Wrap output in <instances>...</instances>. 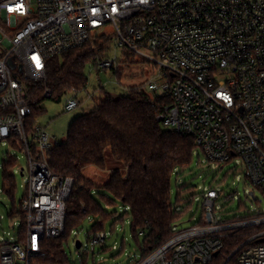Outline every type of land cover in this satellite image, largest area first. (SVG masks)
Here are the masks:
<instances>
[{
    "label": "built area",
    "instance_id": "obj_1",
    "mask_svg": "<svg viewBox=\"0 0 264 264\" xmlns=\"http://www.w3.org/2000/svg\"><path fill=\"white\" fill-rule=\"evenodd\" d=\"M100 35L113 37L120 58L98 60L96 69L115 73L128 58L153 63L162 83L148 89L170 101L157 121L193 139L208 162L240 159L252 199L259 191L264 201V0H0V145H14L29 161L25 195L12 213L24 234L20 226L14 241L0 242V264H33L46 241L66 234L75 180L50 170L46 130H28L29 93L46 81L50 60ZM77 93L66 112L79 108ZM220 196L203 194L200 222L132 264H213L223 240L244 231L223 264H264V213L221 219ZM108 238L92 233L91 251Z\"/></svg>",
    "mask_w": 264,
    "mask_h": 264
},
{
    "label": "trees",
    "instance_id": "obj_2",
    "mask_svg": "<svg viewBox=\"0 0 264 264\" xmlns=\"http://www.w3.org/2000/svg\"><path fill=\"white\" fill-rule=\"evenodd\" d=\"M112 42L113 37L100 35L83 47L48 62L46 81L36 83L35 89L29 93L31 115L26 121L28 130H33L38 104L45 99V88L51 92L49 99H61L72 92L84 90L88 81L86 68L94 63L95 70L102 72L96 69V63L108 58L105 55L111 50ZM115 74L120 81L122 69ZM101 95L93 111L72 121L66 141L55 144L48 152L50 170L59 176L73 178L75 185L67 202L66 234L60 239L46 241L45 253L40 260L54 262L63 259L62 240L72 227L85 218H91L92 214L102 215L103 218L108 216L97 195L106 199L108 205L115 201L122 204L123 213L130 215L133 236L143 238L140 245L143 257L175 234L176 223L183 211L177 210L171 202L172 177L179 179V171L191 164L197 148L195 141L163 129L157 121L163 107L170 103L167 97L149 95L141 87L129 88L128 95L122 97L106 92ZM107 152L123 164V170H112L107 182L99 187L85 175V171L94 167L105 172ZM9 164L12 165V162ZM5 177L14 188V177ZM99 188L113 200L98 193ZM185 190V185L178 187L177 203ZM21 226L23 235L24 223ZM101 227L94 228V233L103 232ZM247 235L249 232L244 231L225 238L223 250L213 264H223Z\"/></svg>",
    "mask_w": 264,
    "mask_h": 264
},
{
    "label": "rangeland",
    "instance_id": "obj_3",
    "mask_svg": "<svg viewBox=\"0 0 264 264\" xmlns=\"http://www.w3.org/2000/svg\"><path fill=\"white\" fill-rule=\"evenodd\" d=\"M107 33H111L110 29ZM113 59L120 58V53L114 50L112 42L111 50L105 55ZM123 71L122 78L116 77L113 71L97 72L89 68L85 70L87 85L84 90L77 93L76 97L80 102L79 108L66 112L65 104L72 98L73 94L63 96L61 99L45 98L38 104V114L34 117V126L44 128L50 137L53 145L63 143L67 139L68 131L72 121L86 113L94 110L98 101L102 97V92L109 93L114 97L128 95L129 88L141 87L147 94L155 96L148 89L150 82L162 83L159 70L153 63L146 62L144 58L131 59L121 65ZM25 84H31L25 81ZM163 129L170 130L161 125ZM12 162V165L9 163ZM29 161L27 155L11 144L0 145V242L3 240H15L18 236L21 220L15 218L12 213L18 209L20 201L25 195V186L28 182ZM9 164V165H8ZM107 169L101 172L96 168H88L85 175L101 184L107 182L110 172L114 169L123 170V164L116 161L110 152L106 153ZM21 169H25V176L21 174ZM179 179L172 177L171 182V202L179 211H183L176 223L174 231L185 230L197 224L203 215L202 198L210 189L220 193V198L216 203V212L221 219H234L248 217L258 212L264 213V201L259 191H255V198L252 199V187L249 186L245 178L244 168L240 159H234L227 164H216L208 162L200 149H195L193 159L189 167L179 171ZM13 175V186L7 177ZM185 185L186 190L181 194V200L177 203L178 187ZM98 193L109 198L104 190L97 189ZM233 195V198L230 196ZM97 200L101 202V207L108 214L106 218L102 215H90L81 223L72 227L66 238L62 240L63 259L56 261L35 260L33 264H132L136 260L135 256H141L140 245L143 238L137 239L131 231V218L119 201L108 205L106 199L97 195ZM262 201V202H259ZM104 219V222H100ZM98 225H102L103 232L109 234V238L103 245L95 247L91 251L89 236L94 233ZM82 245L76 248V242ZM115 247V248H114ZM85 251H88L87 253ZM139 257H137L138 259Z\"/></svg>",
    "mask_w": 264,
    "mask_h": 264
},
{
    "label": "water",
    "instance_id": "obj_4",
    "mask_svg": "<svg viewBox=\"0 0 264 264\" xmlns=\"http://www.w3.org/2000/svg\"><path fill=\"white\" fill-rule=\"evenodd\" d=\"M11 67H13V66L11 65ZM251 195H252V193H251ZM76 248L77 249L81 248V243L79 241L76 242Z\"/></svg>",
    "mask_w": 264,
    "mask_h": 264
}]
</instances>
